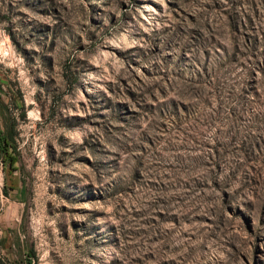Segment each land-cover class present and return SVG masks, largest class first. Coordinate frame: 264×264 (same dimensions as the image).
I'll return each instance as SVG.
<instances>
[{"label": "rangeland", "instance_id": "rangeland-1", "mask_svg": "<svg viewBox=\"0 0 264 264\" xmlns=\"http://www.w3.org/2000/svg\"><path fill=\"white\" fill-rule=\"evenodd\" d=\"M0 258L264 264V0H0Z\"/></svg>", "mask_w": 264, "mask_h": 264}, {"label": "trees", "instance_id": "trees-1", "mask_svg": "<svg viewBox=\"0 0 264 264\" xmlns=\"http://www.w3.org/2000/svg\"><path fill=\"white\" fill-rule=\"evenodd\" d=\"M2 259L0 258V264H7L6 262H4V263H2V261H1Z\"/></svg>", "mask_w": 264, "mask_h": 264}]
</instances>
